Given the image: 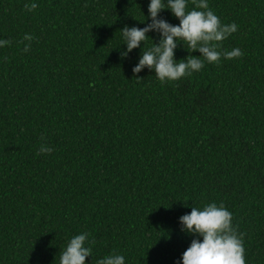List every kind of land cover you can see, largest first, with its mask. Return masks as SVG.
Segmentation results:
<instances>
[{
	"label": "trees",
	"instance_id": "16d2710c",
	"mask_svg": "<svg viewBox=\"0 0 264 264\" xmlns=\"http://www.w3.org/2000/svg\"><path fill=\"white\" fill-rule=\"evenodd\" d=\"M149 3L0 0V264H60L85 232L86 264H182L203 237L179 218L210 203L233 214L246 264H264V0H208L238 26L220 51L244 55L163 83L132 71L159 32L121 56L122 28L150 23Z\"/></svg>",
	"mask_w": 264,
	"mask_h": 264
},
{
	"label": "clouds",
	"instance_id": "9594fccd",
	"mask_svg": "<svg viewBox=\"0 0 264 264\" xmlns=\"http://www.w3.org/2000/svg\"><path fill=\"white\" fill-rule=\"evenodd\" d=\"M194 7L188 10V0H150L148 14L151 22L145 27L136 26L122 28L123 38L127 50L121 53L126 57L134 48H138L141 42H145L150 31L160 33L159 43H154L151 48L142 51L138 64L133 67V73H139L142 69H154L155 75L162 83L165 81H176L193 72L200 71L205 64H219L221 57L233 60L244 55L240 48L228 51H220L221 43L228 36L238 30L233 22L223 24L217 14L209 7L208 0H191ZM29 12L35 11L36 3L25 4ZM170 9L175 17L179 19L178 25H173L161 18L159 13L163 9ZM143 22V21H142ZM35 37L26 33L23 51L30 50L31 41ZM153 41V40H152ZM178 41H182L189 55L185 59H175V49ZM10 39H0V47L10 46ZM198 50L200 55H191ZM200 57H203L201 59ZM138 79L141 77L136 76ZM45 140V137H41ZM53 149L45 143L37 154L51 153ZM182 230L188 233L202 236V241L194 238L190 246L182 254V264H246L243 234L238 233L233 225V214L221 203L205 205L202 209L192 207L190 213L180 218ZM88 233L73 236L67 243L66 248L60 255V264H86V258L92 254V248L86 246ZM94 243V242H93ZM96 264H125L123 255L110 254L96 261Z\"/></svg>",
	"mask_w": 264,
	"mask_h": 264
}]
</instances>
